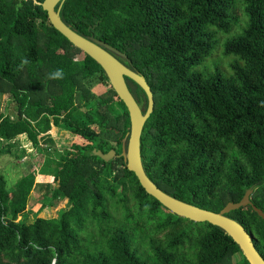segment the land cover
<instances>
[{"label":"trees","instance_id":"trees-1","mask_svg":"<svg viewBox=\"0 0 264 264\" xmlns=\"http://www.w3.org/2000/svg\"><path fill=\"white\" fill-rule=\"evenodd\" d=\"M42 1L0 0V96L14 103L0 115V139L9 151L26 133L36 150H47L37 136L52 125L72 138L11 188L0 173V264H231L235 254L233 264H249L223 230L179 218L146 195L124 158L92 154H121L129 115L95 60L51 26ZM237 6L247 21L223 44L231 75L193 71L215 47L212 30L237 24ZM59 15L124 53L120 62L148 84L154 111L141 163L157 189L211 213L251 190L264 214V0H66ZM57 69L63 78L51 79ZM125 81L144 112V92ZM95 85L104 90L95 94ZM36 178L50 179L53 201L67 206L45 218L42 204L28 224L18 219ZM226 216L264 259V219L250 205Z\"/></svg>","mask_w":264,"mask_h":264},{"label":"water","instance_id":"water-1","mask_svg":"<svg viewBox=\"0 0 264 264\" xmlns=\"http://www.w3.org/2000/svg\"><path fill=\"white\" fill-rule=\"evenodd\" d=\"M65 1L43 0L39 4L46 12L51 26L74 46L94 59L101 67L114 92L126 107L131 125L129 133L122 140L121 154L117 155L115 150H110L107 153L92 150V154L100 157L105 162H110L115 157L124 158L128 171L136 176V180L145 194L158 202L165 210L192 223L204 224L207 222L220 228L234 241L249 264H264V259L256 250L251 236L238 222L226 216L230 211L250 205L264 219L263 212L251 204L249 199L251 190H246L239 202H229L219 212L211 213L171 198L157 189L147 178L141 163V138L145 124L154 111L151 90L143 76L130 70L120 62L117 56H125L124 53L107 42L95 38L94 35L77 33L61 20L59 11ZM125 78L133 81L144 92L147 99L144 112L130 93Z\"/></svg>","mask_w":264,"mask_h":264},{"label":"rangeland","instance_id":"rangeland-1","mask_svg":"<svg viewBox=\"0 0 264 264\" xmlns=\"http://www.w3.org/2000/svg\"><path fill=\"white\" fill-rule=\"evenodd\" d=\"M233 15L238 19L237 24L232 27L229 33H223L217 30L215 32L216 43L215 47L208 58L204 62L193 69L195 72H201L206 75L221 74L222 76L231 75V62L232 58H228L223 54V44L226 40L239 35L246 26L247 17L244 15L241 6H237ZM82 56L78 53L76 58ZM104 90L100 85H95L92 92L99 94ZM14 103L12 99L7 96H0V115L9 113L13 108ZM72 136L62 127L51 126L50 130L45 134H39L37 140L39 145L47 147L45 150L38 151L35 149L26 133L18 135L12 141L13 143L7 151L6 141L0 139V173L4 176L7 188H11L20 178L29 174L32 171H38L41 167L46 155L57 157V152L62 151L65 147L69 146ZM47 180L35 179L29 200L27 215L18 220H23L26 223H31L35 219L34 211L42 204H47L39 216L45 218H55L58 211L64 209L67 205V199L53 201L49 189L46 185ZM133 203L129 202V208H132ZM34 209V211H33ZM115 218H122L121 213H118L113 208L111 209ZM160 238V235L157 237ZM239 255L235 254L231 257L230 263L233 264L238 260ZM143 259H147L144 255Z\"/></svg>","mask_w":264,"mask_h":264},{"label":"clouds","instance_id":"clouds-1","mask_svg":"<svg viewBox=\"0 0 264 264\" xmlns=\"http://www.w3.org/2000/svg\"><path fill=\"white\" fill-rule=\"evenodd\" d=\"M51 79H62L63 78V70L57 69L54 73L50 74Z\"/></svg>","mask_w":264,"mask_h":264}]
</instances>
